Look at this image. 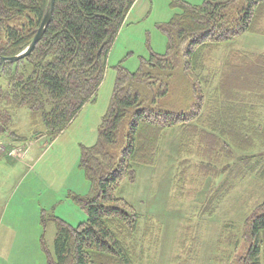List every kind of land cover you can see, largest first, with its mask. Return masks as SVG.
<instances>
[{
	"label": "trees",
	"instance_id": "obj_1",
	"mask_svg": "<svg viewBox=\"0 0 264 264\" xmlns=\"http://www.w3.org/2000/svg\"><path fill=\"white\" fill-rule=\"evenodd\" d=\"M48 1L0 0L1 56L27 48ZM136 1L55 0L52 20L33 52L0 65V133L25 140L17 133L14 116L26 108L32 134L56 138L95 101L112 45ZM240 1L241 7H234ZM180 6L181 11L160 26L168 37L164 54L151 52L135 72L122 65L116 68L98 141L81 147V167L97 191L94 198L75 197L87 220L74 227L42 212L44 225L53 220L57 230L48 264H135L129 240L136 234L138 215L116 191L126 178H135L139 166L156 162L160 141L170 128L181 127L184 134L194 126L202 134L210 133L213 150L237 148L246 173L264 177V65L256 63L255 71L246 67L253 59L264 62V56L231 49L209 96L203 88L218 74L209 64L213 54L252 30L255 17L262 16L264 0H205ZM179 69L194 79L193 103L183 109L163 108L160 100L169 94ZM122 136L123 148L114 154ZM248 226L254 242L239 264H263L264 202L254 208Z\"/></svg>",
	"mask_w": 264,
	"mask_h": 264
},
{
	"label": "rangeland",
	"instance_id": "obj_2",
	"mask_svg": "<svg viewBox=\"0 0 264 264\" xmlns=\"http://www.w3.org/2000/svg\"><path fill=\"white\" fill-rule=\"evenodd\" d=\"M204 1L137 0L112 45L96 100L86 104L56 138L34 136L28 110H17L15 127L25 140H15L10 132L0 133V264H48L57 230L53 220L44 225L43 211L74 227L87 220L75 197L94 198L97 191L81 167V147L98 141L116 68L122 65L135 72L151 52L164 54L168 37L160 26L181 11V2L200 5ZM241 5L242 1L236 2L234 7ZM259 13L262 16L255 17L250 32L213 54L209 64L218 74L210 85H203L208 96L231 49L264 56V6ZM250 63L246 66L250 71H255L256 63L264 65L256 59ZM193 82L179 69L160 105L186 108L193 103ZM202 129L210 132L208 126ZM126 130L124 125L122 135ZM186 131L168 129L156 162L139 166L135 178H126L116 191L138 215L136 234L129 240L135 264H239L254 242L248 219L264 202V177L250 170L246 173L247 165L238 160L242 156L237 148L213 150L215 139L210 133L202 134L194 126ZM119 142L112 149L117 155L124 145L123 136ZM262 259L264 264V255Z\"/></svg>",
	"mask_w": 264,
	"mask_h": 264
},
{
	"label": "water",
	"instance_id": "obj_3",
	"mask_svg": "<svg viewBox=\"0 0 264 264\" xmlns=\"http://www.w3.org/2000/svg\"><path fill=\"white\" fill-rule=\"evenodd\" d=\"M54 6H55V0H49L48 1V6L46 9V12L44 14V17L41 21L40 27L37 29L36 34L30 44L27 46L26 49H24L22 52H20L17 55L10 56V57H3L0 55V65L5 64V63H13L16 62L20 59H23L30 55L33 50L35 49L36 45L38 42L42 39L44 33L46 32L52 17H53V11H54Z\"/></svg>",
	"mask_w": 264,
	"mask_h": 264
}]
</instances>
